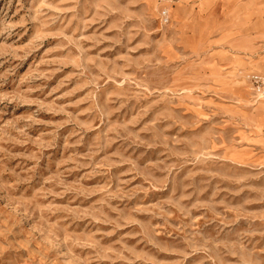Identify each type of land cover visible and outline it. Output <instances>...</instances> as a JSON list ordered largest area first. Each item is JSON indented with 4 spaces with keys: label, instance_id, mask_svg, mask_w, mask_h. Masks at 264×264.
I'll list each match as a JSON object with an SVG mask.
<instances>
[{
    "label": "rangeland",
    "instance_id": "374dc122",
    "mask_svg": "<svg viewBox=\"0 0 264 264\" xmlns=\"http://www.w3.org/2000/svg\"><path fill=\"white\" fill-rule=\"evenodd\" d=\"M259 1L0 0V264H264Z\"/></svg>",
    "mask_w": 264,
    "mask_h": 264
},
{
    "label": "built area",
    "instance_id": "2783aa9c",
    "mask_svg": "<svg viewBox=\"0 0 264 264\" xmlns=\"http://www.w3.org/2000/svg\"><path fill=\"white\" fill-rule=\"evenodd\" d=\"M161 18L164 24L169 22V12L167 10L161 11ZM250 81L253 85L254 91L260 95H264V76L255 74L250 76Z\"/></svg>",
    "mask_w": 264,
    "mask_h": 264
},
{
    "label": "crops",
    "instance_id": "0c3cea01",
    "mask_svg": "<svg viewBox=\"0 0 264 264\" xmlns=\"http://www.w3.org/2000/svg\"><path fill=\"white\" fill-rule=\"evenodd\" d=\"M242 0H223L222 4L225 8H235L237 3H240ZM252 1V0H249ZM259 6L257 7V12L259 14H263L264 13V0H260L259 1ZM203 4H210V0H206V3ZM177 5L180 6V4L178 3ZM177 7V6H176Z\"/></svg>",
    "mask_w": 264,
    "mask_h": 264
},
{
    "label": "bare ground",
    "instance_id": "6f19581e",
    "mask_svg": "<svg viewBox=\"0 0 264 264\" xmlns=\"http://www.w3.org/2000/svg\"><path fill=\"white\" fill-rule=\"evenodd\" d=\"M155 10V9H154Z\"/></svg>",
    "mask_w": 264,
    "mask_h": 264
}]
</instances>
